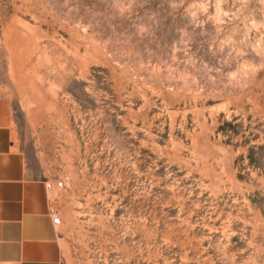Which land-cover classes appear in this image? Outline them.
I'll list each match as a JSON object with an SVG mask.
<instances>
[{
    "label": "rangeland",
    "instance_id": "1",
    "mask_svg": "<svg viewBox=\"0 0 264 264\" xmlns=\"http://www.w3.org/2000/svg\"><path fill=\"white\" fill-rule=\"evenodd\" d=\"M0 98L62 180L18 264H264V0H0Z\"/></svg>",
    "mask_w": 264,
    "mask_h": 264
},
{
    "label": "crops",
    "instance_id": "2",
    "mask_svg": "<svg viewBox=\"0 0 264 264\" xmlns=\"http://www.w3.org/2000/svg\"><path fill=\"white\" fill-rule=\"evenodd\" d=\"M0 98V262L18 264L36 258L54 225L43 173L15 139Z\"/></svg>",
    "mask_w": 264,
    "mask_h": 264
},
{
    "label": "built area",
    "instance_id": "3",
    "mask_svg": "<svg viewBox=\"0 0 264 264\" xmlns=\"http://www.w3.org/2000/svg\"><path fill=\"white\" fill-rule=\"evenodd\" d=\"M43 185L46 189H49L51 187H61L62 186V180H56L54 183H52L50 180L48 179H44L43 180ZM47 212L49 214L50 220L53 224H59L60 223V215L57 211V209L55 208V206H53L52 204H49L48 208H47Z\"/></svg>",
    "mask_w": 264,
    "mask_h": 264
},
{
    "label": "bare ground",
    "instance_id": "4",
    "mask_svg": "<svg viewBox=\"0 0 264 264\" xmlns=\"http://www.w3.org/2000/svg\"><path fill=\"white\" fill-rule=\"evenodd\" d=\"M60 188V187H59ZM50 189V188H49ZM57 209V208H56ZM55 225V224H54ZM57 225V224H56ZM59 225V224H58Z\"/></svg>",
    "mask_w": 264,
    "mask_h": 264
}]
</instances>
